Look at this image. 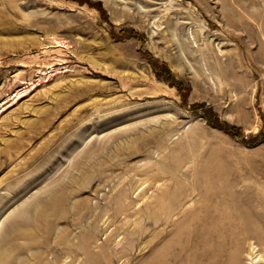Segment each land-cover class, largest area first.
I'll return each instance as SVG.
<instances>
[{
	"label": "rangeland",
	"instance_id": "1",
	"mask_svg": "<svg viewBox=\"0 0 264 264\" xmlns=\"http://www.w3.org/2000/svg\"><path fill=\"white\" fill-rule=\"evenodd\" d=\"M12 242L13 264H264V0H0Z\"/></svg>",
	"mask_w": 264,
	"mask_h": 264
},
{
	"label": "bare ground",
	"instance_id": "2",
	"mask_svg": "<svg viewBox=\"0 0 264 264\" xmlns=\"http://www.w3.org/2000/svg\"><path fill=\"white\" fill-rule=\"evenodd\" d=\"M100 166V165H99ZM95 168V167H94ZM93 168V169H94ZM86 174V173H85ZM83 175V174H82ZM91 177H92V174H88V175H85V180H88L89 181V179H91ZM83 178H84V176H83ZM85 182V181H84ZM63 199L64 198H61V200L59 201V200H57L56 202H55V204H54V208L52 209V210H57V208L59 207V202H62L63 201ZM240 202V201H239ZM62 205H64V204H62ZM243 206V205H242ZM241 206V207H242ZM61 207V206H60ZM65 207L66 206H63L62 208L63 209H65ZM41 208V207H40ZM62 208H59V211H60V209L61 210H63ZM66 210V209H65ZM65 210H63L64 212H65ZM44 212H45V216H44ZM46 212H48V213H46ZM40 213L42 214L43 213V216H44V218H45V221H46V219L48 218V216L49 215H51V213H50V211L49 210H44V209H40L39 210V213H37L36 214V217H38L39 218V215H40ZM50 213V214H49ZM195 214V213H194ZM244 219V218H243ZM47 222V221H46ZM45 225V224H44ZM34 231L33 230H31V229H28V228H24V229H21L20 231H19V235L20 236H26V237H33L34 236ZM65 239H66V237H64ZM67 240V239H66ZM68 242V241H67ZM66 242V243H67ZM68 244V243H67ZM71 248V247H70ZM22 249V247H20L19 245H17V244H15L14 242H12V243H10L7 247H5L1 252H0V264H13V263H15L16 261H15V259L17 258V255H18V253L20 252V250ZM67 249H69V247H67ZM160 256H161V254H160ZM167 258H168V256H167ZM157 259V258H156ZM156 259H154L153 261H154V263H156ZM39 260V262L37 263V264H49V262L46 260H44L43 261V259H38ZM158 260V259H157ZM168 260V259H167ZM164 261H165V259H164ZM167 262L168 261H166L165 263L162 261V263H160V264H167ZM153 263V262H152ZM169 264V263H168Z\"/></svg>",
	"mask_w": 264,
	"mask_h": 264
}]
</instances>
